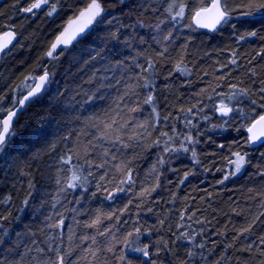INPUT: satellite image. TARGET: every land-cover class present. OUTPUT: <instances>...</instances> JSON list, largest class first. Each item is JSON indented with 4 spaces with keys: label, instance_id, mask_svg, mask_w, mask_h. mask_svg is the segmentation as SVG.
<instances>
[{
    "label": "trees",
    "instance_id": "trees-1",
    "mask_svg": "<svg viewBox=\"0 0 264 264\" xmlns=\"http://www.w3.org/2000/svg\"><path fill=\"white\" fill-rule=\"evenodd\" d=\"M33 2L35 0H0V34L9 25H13L19 34L16 45L0 62V117L6 115L13 107L12 102L19 100L44 71L52 77L47 91L20 114L11 143L0 153V216L7 217L0 223L9 233L4 244L0 245L3 255L17 260L24 255L23 264H36L32 258H39L40 253L35 249H46V242L50 241L53 247L59 245L64 251H71L76 264H126L107 251L109 241H112L117 256L123 252L132 258L133 264H148L141 254L123 248L127 232L140 227L139 243H148L150 251L161 246V238L168 241L171 251L162 250L160 256L155 257L158 264H183L188 259L189 250L196 253L189 264H215L216 261L220 264H259L264 260V256L256 251L257 246L264 248L259 240L264 236V215H261L264 213V204L261 203L264 197L256 195L264 191V177L258 175V170L264 169V160L260 159L264 146L249 147L246 143V127L240 125L250 124L251 119L243 120L237 116L234 124L225 126L227 130L220 127L221 121L227 118L218 115V106L221 100L228 101L207 88L209 82L213 86L222 84L224 87L216 91L227 94L230 92L229 83L247 87L250 97H240L232 104L243 109V115L248 117L258 118L264 114V108L250 103L251 99H256L258 104L264 103L256 92L261 85L253 83L264 79V39L260 38L264 37V18L258 14L254 19L242 16L210 34L191 24L193 11L202 5L208 6L210 0H182L188 6L185 21L181 22L183 26L173 29L174 40L168 45L170 55L160 58L154 50L159 45L152 36L165 33L169 27L166 26L169 18L164 11L167 0H124L123 4L118 0H100L104 12L102 17L93 21V28L86 38L67 48L58 47L57 53L63 49V54L54 53L53 57H48L56 37L69 21L76 20L91 0H49L50 4H55L52 15L48 14L51 11L48 5H42L33 14L22 11ZM235 2L239 3V0ZM151 8L159 11L148 10ZM155 18L164 21L159 25V32L154 27ZM138 22L145 26L139 27ZM232 23L236 25L235 29L231 27ZM251 30H256L258 35L247 36ZM112 33L119 38H112ZM141 36L145 40L143 44L140 43ZM240 36L246 38L241 40ZM181 56L191 69V75L176 71ZM145 57L153 59L156 64L152 105L144 103L145 93L149 90L141 87L143 80L135 79L138 75H149L134 63L145 64ZM232 58L237 64L229 63ZM221 65L227 67L221 68ZM252 70L255 76L251 75ZM221 75L226 78L218 79ZM206 88L200 96L195 95ZM126 92H129L128 96H125ZM209 96L212 99H208ZM121 97H124L123 101ZM197 100H202L199 107L203 111L193 120L199 129V143L195 147L204 167L193 164L190 153L177 154L178 159L170 164L166 162L160 169L161 187L151 191L147 199L139 197V193L143 188L154 186L152 168L154 165L159 168L157 157H165L161 149L155 146L129 147L116 153L119 160L129 161L132 170V181L123 185L119 180L125 178L124 173L111 166L118 161L97 169L96 164L104 159L100 148L92 154L91 168L85 162L84 142L94 131L84 123L89 117L102 116L104 110H114L117 104L127 102L138 110L130 112L125 106V118L153 124L159 117L160 128L168 131L170 136L174 135L173 126L175 135H185L189 129L178 117L184 116ZM153 105L156 112L152 111ZM238 127L239 131L236 130ZM191 131L195 138L197 129ZM155 135L153 132V137ZM151 139L149 137L144 143ZM175 143L179 145V139ZM234 150L247 152L250 163L240 173L229 175L224 183H218L234 170V165L229 163L230 159H235ZM111 151L115 152V149ZM69 154L72 164L82 166L83 174L87 176L88 183L84 188H67L72 171L70 165L61 163L60 158ZM89 170L92 175H88ZM105 172L108 175L101 181L100 176ZM186 172L193 174L180 184ZM29 181L33 185L31 189ZM97 182L107 184L108 190L114 191L112 199L106 198V191L97 190ZM113 185L123 187L125 191L115 190ZM61 188L65 191L61 192ZM125 208L126 211L120 214ZM193 212L195 215L189 220L188 216ZM181 213L184 221L180 220ZM97 217L100 222L95 227H85ZM61 218L64 220L63 230L48 227ZM162 219L163 227L159 224ZM197 220L204 223H197ZM253 220L251 232L239 236V230ZM180 223L185 225L180 231L195 235L194 244L173 243L175 237L172 233ZM105 228L109 231L100 234ZM146 229L151 230V235ZM85 235L89 237L87 241L81 239ZM236 236L239 238L233 239ZM135 239V234L129 238ZM199 243H204L203 249L195 246ZM250 243L253 244L251 253L245 251ZM229 244L232 246L228 247ZM90 250H95L97 255L93 257ZM222 256L225 258L221 259Z\"/></svg>",
    "mask_w": 264,
    "mask_h": 264
},
{
    "label": "snow or ice",
    "instance_id": "snow-or-ice-1",
    "mask_svg": "<svg viewBox=\"0 0 264 264\" xmlns=\"http://www.w3.org/2000/svg\"><path fill=\"white\" fill-rule=\"evenodd\" d=\"M118 2L123 4L124 0H118ZM42 5H48V7L51 8V11L48 13L49 15H52V13L56 10L55 4H50L49 0H35V2L31 3L29 7L23 8L22 11L26 13H32L34 9H40ZM187 7L188 6L184 4L182 0H167L164 11L167 13L169 18V27L165 30V33L161 35L152 36V40L155 42V44L159 45V47L154 49L157 57L166 58L168 55H170L168 45H170L174 40L173 29H177L178 27L183 26L181 22L185 21V12ZM148 10H151L153 12L159 11L158 8H151ZM103 12L104 8L102 7L100 0H91V2L87 4V7L80 11L79 16L76 18V20L69 21V27L65 28L60 33V35L56 37L55 42L51 45V50L47 53V56L53 57L54 53H56L57 55L63 54V49L60 53H57L58 47L63 45L64 48H67V46L71 44L72 41L77 40L78 37L80 41H83L86 38L85 29H87L93 21H96L98 17H102ZM257 14L260 17L264 18V0H239V3H236L235 0H210V6L202 5L201 7L193 11L192 22L196 28H204L208 29L209 31L215 32L218 31L220 28L224 27L225 25H229L230 22L234 19H238L242 16L254 19ZM100 22L103 23V20H100ZM108 22L111 23L112 21L109 20ZM161 23H164V21H161ZM138 26L143 28L145 25L142 22H138ZM231 27L235 29L236 25L232 23ZM156 30L157 32L160 31L159 25L156 26ZM257 35L258 33L256 30H251L247 33V36L251 37H256ZM14 38V33L12 31H7L6 33H4L3 37H0V53H2L4 49L12 43V40ZM112 38L118 39L119 37L116 35V33H112ZM245 38V36H240L241 40ZM260 38L264 39V37ZM162 41L167 43H162ZM140 43H145L143 36L140 37ZM186 47L187 41L185 43V48ZM96 55H99V53H97ZM137 55H140V53H137ZM232 55L233 57H235L234 52ZM134 63L135 66L141 69L142 72L149 73V75L146 77L138 75L137 77H135V79L143 80V84L141 85V87L149 90L145 93L146 99L144 103L152 105L153 96L151 94V91L153 89L154 80L156 78L155 61L151 58L145 57V64H141L136 61H134ZM229 63L235 65L237 64V60L235 58H232L229 60ZM175 67L176 71L181 73V75L192 74L191 69H189L187 65L184 64L182 56ZM224 67H227V65H221V68ZM205 75H207V73H205ZM251 75H256L254 70H252ZM225 78L226 77L224 75L218 77V79L220 80H224ZM49 82V73L47 71H44V73L38 77V82H34L32 86L29 87V90L23 96L22 99L14 100L12 102L13 107L7 111L6 118L0 117V153H3L6 147L11 143V138L14 134V130L12 129V122L13 118L17 114V105L20 108H23L25 102L28 101L31 97H36L37 94L40 93L41 90L45 88V85ZM253 83H259L261 85L258 89H256V92L260 95V101L264 102V79L260 81H253ZM223 87L224 85L222 84H217L213 86L211 82H209V84L207 85V88H211L213 92H216V95L224 96L225 99L228 101V103H225L224 100H221L218 106L220 116L222 118H227L221 121L220 127L224 128V130H227L225 126L234 124L237 120V116H240V118L243 120L251 119L252 122L250 124L240 125V127H246V131L249 134L247 136L246 143L249 147L257 144H259V146H264V114H260L258 118L248 117L243 115V109L236 108L235 104H232L234 100L238 101L240 97H244L246 99L249 98V88L240 87L238 84L229 83V93L225 94L216 91L218 88L222 89ZM207 88L201 89L200 92L195 93V95L200 96L203 92L207 90ZM128 95L129 92H126L125 96ZM132 95L134 96L135 93L133 92ZM91 99L92 98L89 97V100ZM120 99L121 101H123L124 97H121ZM208 99H212V97L209 96ZM0 102H2V100H0ZM132 103L134 104L135 101H132ZM250 103L252 105H257L258 107L264 108V103L258 104V101L256 99H251ZM200 104H202V100L195 101L192 106L187 109V112L184 116L178 117V119L185 122V127L189 129V131L185 135H175L176 129L173 126L171 131L174 133V135L170 136L168 131H164L160 128L159 117L157 118V122L153 124L137 123L135 118H125L123 110L125 106L128 107V111L130 112H135L138 110L137 107L130 106L127 102H125L123 105L117 104V108L114 110H104L102 116L96 115L89 117L87 120L84 121V123L86 127L93 128L94 131H92L90 134L91 138L84 142L85 162L91 168V165L93 163L92 154L97 148H100L102 150V155L104 159L101 163L96 164L97 169L104 167L112 161H118L116 163H112L111 166L115 168L116 171L124 173L125 178L119 180V184L123 185L128 184L132 181V170L131 167L128 166L129 161L127 159L119 160L116 153L123 152L124 149L129 147L135 149L138 147L155 146L158 149H161L165 153V157H167V159L165 157H157L159 168H157L155 165L152 168V173H155V176L153 177V179L155 180V184L151 188H143L139 193V197L147 199L148 196L151 194V191H155L156 188L161 187L159 181L162 172L160 171V169L164 168L166 162L170 164L174 159H178L179 156L177 154L190 153L193 164L199 165L200 167H204L203 163L197 157V151L195 147L199 143L198 124L193 123V120L195 119L197 114L203 111V108L199 107ZM229 104H232V106H229ZM152 111L156 112V108L154 105L152 107ZM181 111H183V109H181ZM253 111H255V109H253ZM234 112L236 113L235 115H230ZM164 119L167 120V117H165ZM204 119L207 120L208 117L205 116ZM193 128L197 129V136L195 138L191 131V129ZM236 130L239 131V127L236 128ZM153 132H156V135L154 137ZM149 137H152L151 141L145 144L144 142L147 141ZM65 139L67 140L68 137L66 136ZM177 139H179L180 141L179 145H176L175 143ZM220 147H224V145H220ZM112 149H115V152L111 151ZM69 152H71V148H69ZM97 155H100V153H97ZM232 155L235 157V159H230L229 163L234 165V170L224 175L223 178L218 181V183H224V181L229 178V175H236L240 173L241 170L245 167V165L247 163H250V161L247 159L249 155L247 152L234 150ZM60 159L61 163L70 165V170L72 171L71 182L67 184V188H84L88 183V179L87 176L83 174L82 166L77 167L76 165H73L72 156L70 154L62 156ZM260 159L264 160V152L260 153ZM216 170L220 171V169ZM190 174L193 173L186 172L184 174L183 179L180 180L179 183L183 184L184 181L188 179V176ZM88 175H92V172L90 170L88 172ZM106 175H108L107 172L102 173L100 176V180L103 181ZM258 175L264 177V169L258 170ZM56 183L59 184L60 180L57 179ZM108 183H111V181L109 180ZM32 187L33 185L31 184V181H29V188L31 189ZM113 188L121 192L125 191L123 187H118L116 185H113ZM97 190L106 191L108 193L106 197L107 199H112L114 195V191L108 190L107 184H101L97 182ZM60 191L63 192L65 191V189L61 188ZM249 191H251V189ZM256 195L264 197V191L257 192ZM174 198L175 197H173V199ZM252 198L254 199L255 197ZM10 199L11 197L8 198V200ZM3 202L7 203L8 201ZM27 203L28 201L25 200L24 204L27 205ZM129 203H131V201H129ZM261 203L264 204V200H262ZM53 207H55V204H53ZM123 211H126V208L121 209L120 214H123ZM194 215L195 213L193 212L191 215L188 216V219L191 220L192 216ZM261 215H264V213H261ZM111 218V215H109V219ZM3 219H7V217L0 216V220ZM48 219H51V217H49ZM116 219L117 222H119L118 215ZM184 219V214L181 213L180 220L184 221ZM256 219H259V217H256ZM99 222L100 218L97 217L95 220L86 223L85 227L93 228ZM196 222L201 224L204 223V221L202 220H197ZM209 223H211V221H209ZM253 223H255V220L247 224V226L242 227L239 230V236L244 235V233L246 232L250 233ZM159 224L161 227H163L164 220H160ZM63 225L64 220L63 218H61L58 223L49 224L48 227L59 228L63 230ZM184 227L185 225L183 223L178 224L177 230L172 233V235L175 237L173 243H176L177 241H182L187 242L189 244H194L195 235L190 234L188 232L180 231V229ZM69 231H71V229H69ZM107 231H109V229L105 228L104 230H101L100 234L105 235ZM146 233L148 235H151V230L146 229ZM134 234L136 236V239L129 240V238L133 237ZM8 235V231H6L4 225L0 223V245L4 244L5 237H7ZM140 235V227H136L135 229H133V231L127 232L123 239V248L127 249L128 251L141 254L148 261V264H158V261L157 259H155V257H159L162 250L171 251L168 245V241L164 240L163 238H161V246L156 247L154 251H150V245L148 243H144L143 245L139 243ZM239 236L233 237V239H238ZM69 239H71V237H69ZM81 239L83 241H87L89 237L85 235L81 237ZM259 240L260 244L264 245V236H261ZM32 243L35 244L36 242L33 241ZM46 243V249L43 247H37L35 249L36 252L40 253L39 258H32L36 261V264H76V261L71 258V251H64L59 245L53 247L50 241ZM92 243L95 244L96 241L93 239ZM195 246H198L203 249L204 243H199ZM231 246V244L228 245V247ZM6 250L12 251V249ZM30 250L31 249H29L28 251ZM252 250L253 244L250 243L248 244L245 251L251 253ZM107 251L113 253V256H115L118 260L125 261L126 264H133L132 258L128 257L123 252H121V254L117 256L115 244L112 241H109V247L107 248ZM256 251L259 252L260 256H264V248L257 246ZM90 252L93 257L97 255L95 250H90ZM26 254L27 253H25V255ZM195 255V252L189 250L187 252L188 259L183 261V264H189V261H191L195 257ZM24 258V255H22L19 260L15 258L9 259L7 256L3 255L2 251H0V264H23ZM224 258L225 257L223 256L221 257V259ZM29 264H31V262H29ZM215 264H220V262L216 261ZM259 264H264V260H261Z\"/></svg>",
    "mask_w": 264,
    "mask_h": 264
},
{
    "label": "water",
    "instance_id": "water-1",
    "mask_svg": "<svg viewBox=\"0 0 264 264\" xmlns=\"http://www.w3.org/2000/svg\"><path fill=\"white\" fill-rule=\"evenodd\" d=\"M208 6H210V4H209ZM193 25H194V24H193ZM194 27H195V25H194ZM92 28H93V22H92L91 25L88 26L87 29H85V34H86V36L91 32ZM195 29H197V30H199V31H204V32H207V33H210V34H213V33L217 32V31H215V32H213V31H209L208 29H204V28H196V27H195ZM7 31H12V32L14 33V37H15V38L12 40V43L9 44V46H8L7 48H5L4 51H3L2 53H0V62H1V59H2V57H3V55H4V53H5L6 51H8L9 49H12V48L14 47V45L17 43V40H18V34H17L14 30H12V29H8V30L4 31L3 33L0 34V37H3V36H4V33H6ZM77 41H79V37L77 38V40L72 41L71 44H74V43H76ZM69 45H70V44H69ZM61 46H63V45H61ZM49 76H50V82L47 83V84L45 85V88L42 89L41 92L38 93L36 97H31L28 101H26V102H25V105L23 106V108H20V107L17 105V107H16L17 114H16V116L13 118L12 129H14L15 123H16L18 117L20 116V114H21V113H22V112H23V111H24V110H25V109H26V108H27L32 102H34L35 100L39 99V98H40V97H41V96L47 91V89H48V87H49V85H50V83H51V79H52V77H51L50 74H49ZM36 82H38V78H37V81H36ZM218 115L220 116L219 111H218ZM6 116H7V114H6L3 118H6ZM246 133H247V136H248L249 134H248L247 131H246ZM257 146H259V144H257V145H253L252 147H257Z\"/></svg>",
    "mask_w": 264,
    "mask_h": 264
},
{
    "label": "bare ground",
    "instance_id": "bare-ground-1",
    "mask_svg": "<svg viewBox=\"0 0 264 264\" xmlns=\"http://www.w3.org/2000/svg\"><path fill=\"white\" fill-rule=\"evenodd\" d=\"M34 12H36V9H34L33 10V12H32V14L34 13ZM161 21H162V19H158V18H155V20H154V22H155V25L157 26V25H161L162 23H161ZM166 24L169 26V24H168V22H166ZM191 24H192V26L194 27V25H193V22H192V18H191ZM156 26H154L155 28H156ZM69 27V25L66 27V28H68ZM195 28V27H194ZM8 29H12V30H14L17 34H18V32L16 31V29H15V27L13 26V25H9V28ZM7 29V30H8ZM6 31V30H5ZM3 33V32H2ZM18 39H19V34H18ZM17 42H18V40H17ZM16 45V44H15ZM14 45V46H15ZM60 47H62V46H60ZM11 49H9L8 51H6L5 53H4V55H3V57L6 55V53H8L9 51H10ZM2 57V58H3ZM2 60V59H1ZM43 74V73H42ZM41 74V75H42ZM39 77V76H38ZM37 77V78H38ZM37 78L35 79V81L34 82H36L37 81ZM33 82V83H34ZM32 86V85H31ZM27 87V86H26ZM29 90V88H27L25 91H24V93L21 95V97H20V99H22L23 98V96L27 93V91ZM7 114V113H6Z\"/></svg>",
    "mask_w": 264,
    "mask_h": 264
},
{
    "label": "rangeland",
    "instance_id": "rangeland-1",
    "mask_svg": "<svg viewBox=\"0 0 264 264\" xmlns=\"http://www.w3.org/2000/svg\"><path fill=\"white\" fill-rule=\"evenodd\" d=\"M150 13V12H149ZM166 26H167V24H166Z\"/></svg>",
    "mask_w": 264,
    "mask_h": 264
},
{
    "label": "flooded vegetation",
    "instance_id": "flooded-vegetation-1",
    "mask_svg": "<svg viewBox=\"0 0 264 264\" xmlns=\"http://www.w3.org/2000/svg\"><path fill=\"white\" fill-rule=\"evenodd\" d=\"M257 147H259V146H257Z\"/></svg>",
    "mask_w": 264,
    "mask_h": 264
}]
</instances>
